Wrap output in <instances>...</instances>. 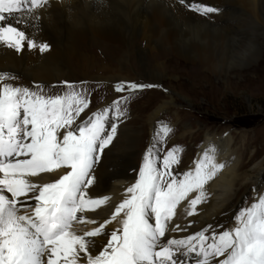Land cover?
I'll return each mask as SVG.
<instances>
[{"label": "snow or ice", "instance_id": "obj_1", "mask_svg": "<svg viewBox=\"0 0 264 264\" xmlns=\"http://www.w3.org/2000/svg\"><path fill=\"white\" fill-rule=\"evenodd\" d=\"M48 2L0 0V46L17 52L25 46L48 51L49 45H37L18 27L35 19L36 11ZM192 8L205 16L219 11ZM10 79L14 77L0 73V264H180L178 249L197 247V264H264V195L240 210L235 226L212 236L210 243L204 231L184 240L166 238L178 205L187 201L188 215H194L195 205L205 198L204 185L224 167L205 151L192 169L173 175L171 167L179 163L182 151L178 146L163 158V171L149 148L139 178L126 189L129 195L97 227L77 234L74 224H97L84 213L110 199L93 198L88 189L95 183V165L116 134L109 111L114 109L119 119L121 100L127 98L77 123L90 102L74 85L64 82L68 90L63 94L46 95L39 85L32 90L7 83ZM151 87L121 82L115 91ZM170 131L163 125L157 135L166 138ZM60 170L57 179L40 182L42 174ZM191 193L197 195L189 199ZM21 198L35 203L24 205ZM118 217L120 228L105 231ZM96 237L107 239L93 252Z\"/></svg>", "mask_w": 264, "mask_h": 264}, {"label": "bare ground", "instance_id": "obj_2", "mask_svg": "<svg viewBox=\"0 0 264 264\" xmlns=\"http://www.w3.org/2000/svg\"><path fill=\"white\" fill-rule=\"evenodd\" d=\"M192 5L213 7L219 11L205 16L194 11ZM18 27L37 45H49V50L41 53L38 48L29 49L25 46L17 52L0 46V73L15 76V81H11L14 86L57 85L74 80L108 84L130 81L123 77H100L93 74L97 70L105 71L106 75L110 69L101 60L96 63V56L90 50L107 44L125 46L126 50L120 60L124 64L132 53L142 58L153 53L159 59L160 56L173 54L177 58V61L174 59L176 67L173 68L177 72L191 73L192 85L197 81L210 83L211 77L223 80L231 72L241 75L253 70L259 76L264 71V61L263 65L254 66V58L264 50V0H185L184 3L180 0H49L48 4L36 11L35 19H28L27 23ZM137 40L145 42L149 51L138 46ZM84 49L90 51L85 53ZM159 66L148 65L141 59L138 78L133 80L160 85L169 74L164 66ZM245 84L249 83L234 85L237 89ZM176 101V98L169 95L158 104L148 116L150 125L153 126L162 113L176 106ZM92 112L85 110L79 120L87 119ZM189 129L186 127L183 137H192L193 131ZM127 130L125 127L119 129L120 132L115 134L111 144L104 149L93 169L95 183L88 189V195L110 199L95 211L84 213L87 219L96 220L97 224H78L81 228L86 226V229H80L81 234L102 223L114 207L129 195L126 189L137 180L132 174L133 164L126 163L137 153L134 148L136 145L126 141L130 138ZM134 137L137 141L136 134ZM205 151L224 167L204 185L205 198L195 205L194 215H188L191 209L187 201L178 205L168 226L167 239L184 240L204 231L210 243L211 237L224 231L235 218V201L240 193L250 194L254 201L264 195V159L246 168L245 162L241 161L242 153L234 146L231 135L209 132L205 134L195 161ZM195 161L189 163L190 167L185 172L193 168ZM244 169L245 172L242 171ZM62 172L42 174L40 182L57 179ZM196 195L191 193L189 199ZM21 201L24 205L35 203L23 198ZM184 208L186 211L183 213ZM229 227L231 229L234 226L231 224ZM173 228L176 230L172 231ZM93 239L96 247L92 251L96 252L107 237ZM198 248L195 251L178 249L176 259L180 264H197L201 259L197 254ZM190 252L195 254L193 263L188 262Z\"/></svg>", "mask_w": 264, "mask_h": 264}, {"label": "rangeland", "instance_id": "obj_3", "mask_svg": "<svg viewBox=\"0 0 264 264\" xmlns=\"http://www.w3.org/2000/svg\"><path fill=\"white\" fill-rule=\"evenodd\" d=\"M137 43L142 49L149 51L145 42L137 40ZM90 50L96 56V63L101 60L110 68L109 71L107 70L108 73L106 75L105 71L98 72L97 70H94L93 74L100 75V77H123L127 80L130 79V81L123 80L108 84L107 82L74 80L68 83L74 85L77 92H81L86 96L90 102L89 107L86 109L89 111L97 112L103 110L109 107L114 100H118L121 97L127 98L126 100H121L120 111L123 115L119 119L116 118L114 109L109 111V123L117 125L116 134L120 132L119 129L121 127L128 129L127 133L130 138L126 139V141L128 144L134 143L136 145L134 148L137 153L134 158L126 163L133 164L132 174L137 179L139 178V169L143 163V156L149 148H153V159L160 170L163 171V158L169 150L177 146L182 151L178 154L179 163L172 165L171 171L173 175L182 176L190 165L189 163L196 160L207 132L224 136L231 135L234 146L242 153L241 161L245 162L246 168L253 162L264 159V84H262L264 83V71L259 73V76L253 70H249L247 73L244 72L241 75L231 72L224 76L223 80L211 77L210 83L204 81L199 83L197 81L195 85H192L194 82L190 76L191 73L187 71L177 72L173 68L177 64L174 61V59L177 61V58L173 54H162L164 56H160L159 59L158 55L153 53H149L147 57L143 58L132 53L124 64L120 60L122 61V55H124L126 50L125 46L107 44L103 47L98 45V47L95 46ZM90 50L84 49V52L88 53ZM116 50H118V53L114 52ZM141 59L148 65H153L157 68L160 67L159 65L164 66V70L169 74V77L166 80H162L160 85L148 84L143 80H133L138 78L137 72L141 69ZM254 59L255 67L261 65L264 61V50L260 56H256ZM258 77L260 80H258ZM8 81L13 84L15 80L10 79ZM64 82L57 85H37L41 86L44 94L57 95L63 94L68 90ZM121 82L153 85V87L134 92L128 91L127 88L123 92L115 91V85ZM235 83L249 84L236 89ZM37 85H32L29 88L36 90ZM169 95L177 99L176 106L162 113L154 125L151 126L148 116ZM183 98L188 101L183 100ZM163 125L171 129L166 138L163 137L162 133L157 135ZM186 127L193 131V135L190 138L182 136ZM135 134L137 141H135ZM253 154L254 157H252ZM242 171L245 172L246 169ZM237 198L235 201L237 214L254 202V198L244 192L240 193ZM182 211L184 213L186 208ZM119 219L118 217L117 221L107 225L106 229L112 231L120 228ZM231 224L235 226V218L229 225ZM229 225L224 231L230 229ZM80 229H86V226L81 228L78 224H74V230L77 234H81ZM197 250L199 252V248ZM188 255H190L188 262L193 263L195 254L190 252Z\"/></svg>", "mask_w": 264, "mask_h": 264}]
</instances>
